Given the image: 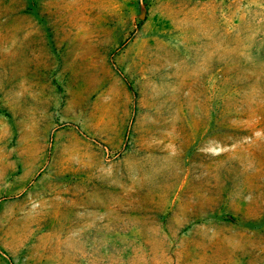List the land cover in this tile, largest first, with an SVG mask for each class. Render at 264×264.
I'll return each mask as SVG.
<instances>
[{"label":"rangeland","instance_id":"374dc122","mask_svg":"<svg viewBox=\"0 0 264 264\" xmlns=\"http://www.w3.org/2000/svg\"><path fill=\"white\" fill-rule=\"evenodd\" d=\"M0 264H264V0H0Z\"/></svg>","mask_w":264,"mask_h":264}]
</instances>
